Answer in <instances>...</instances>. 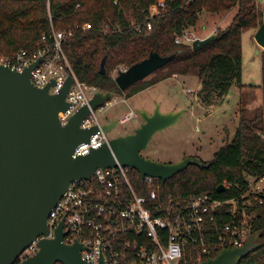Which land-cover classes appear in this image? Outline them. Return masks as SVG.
Segmentation results:
<instances>
[{"label":"trees","instance_id":"16d2710c","mask_svg":"<svg viewBox=\"0 0 264 264\" xmlns=\"http://www.w3.org/2000/svg\"><path fill=\"white\" fill-rule=\"evenodd\" d=\"M159 0H0V55L10 56L20 50L33 51L42 44V36L56 30L72 32L63 41L64 52L78 80L99 91L116 88L114 70L130 68L149 57L151 52L174 59L145 80L133 85L127 97L136 95L174 76L196 75L201 83L197 93L204 106L223 99L234 85L243 87L242 33L263 22L256 0H165L166 6L154 17L149 9ZM232 9L238 13L232 26L202 50L194 52L188 44H177L176 38L197 26L204 12L220 14ZM151 23V31L147 24ZM90 24V30L83 26ZM105 75L100 74L103 58ZM262 89L264 102V52L262 54ZM118 92H120L118 90ZM264 123V107L263 122ZM257 119L243 120L233 140L204 162L208 168L190 166L172 179L161 182L164 198L183 202L190 196L208 195L216 200L237 201V216L243 210L252 216V234L264 241V199L246 204L252 194L249 177L264 175V140L259 136ZM132 182L140 194L146 185L137 171ZM224 184L230 192H219ZM261 197V196H260ZM264 198V197H263ZM231 208L226 205L222 213ZM233 217L217 218L219 224L231 223ZM213 244V242H212ZM221 251L214 250L213 255ZM201 249L192 243L181 264H199ZM240 264H264V247L251 253Z\"/></svg>","mask_w":264,"mask_h":264},{"label":"water","instance_id":"95a60500","mask_svg":"<svg viewBox=\"0 0 264 264\" xmlns=\"http://www.w3.org/2000/svg\"><path fill=\"white\" fill-rule=\"evenodd\" d=\"M216 35L197 39L194 52L202 50ZM256 41L264 49V23L256 33ZM151 52L145 60L120 70L116 88L96 92L89 103L79 109L67 125H62L59 113L69 109L67 95L74 83L70 76L58 94H50L52 82L44 89L31 81V72L43 58L23 72L0 64V264H92L82 259L83 244L63 242V223L50 238L48 219L51 211L67 192L71 183L89 179L97 169L114 168L117 164L137 171L142 181L147 177L163 183L190 166L208 168L199 157H187L176 163H163L144 157L156 134L179 123L186 110L163 113L157 105L149 114L142 110L140 127L132 133L110 138L103 146L91 148L87 155L74 156L82 144L100 131L108 134L117 120L101 126L84 128L83 122L91 111L106 106L118 91H126L145 80L174 59ZM106 60L100 65L105 75ZM219 192H230L221 184ZM254 234L243 246L224 248L216 256L200 264H240L243 259L264 247ZM37 241V252L20 261L23 253ZM99 264H106L103 256Z\"/></svg>","mask_w":264,"mask_h":264},{"label":"built area","instance_id":"2783aa9c","mask_svg":"<svg viewBox=\"0 0 264 264\" xmlns=\"http://www.w3.org/2000/svg\"><path fill=\"white\" fill-rule=\"evenodd\" d=\"M195 0H190L189 5ZM166 6L159 0L150 7V16L159 14ZM92 26L85 24L84 30ZM151 23L147 31H151ZM72 32L56 30L42 36V44L33 51L20 50L0 59V64L12 70L23 72L29 65L43 58L31 72V81L39 89L52 82L50 94H58L72 76L74 83L66 101L70 107L59 113L61 124L67 125L71 117L89 103L98 91L78 80L63 49V41ZM200 37L188 31L176 38L177 44H192ZM135 114L130 112L119 118L121 125L131 122ZM97 112L91 111L82 126H101ZM108 134L100 131L91 137L90 143L80 145L74 156L87 155L91 148L97 149L109 141ZM132 169L117 164L114 168L97 169L89 178L70 184L67 192L56 204L48 219L50 238L63 223V242L67 245L83 244L82 259L99 264L103 256L106 264H181L187 247L199 245V264L214 250L243 246L252 234L251 218L245 210L237 216V201L216 200L208 195L190 196L183 202L164 198L161 180L147 177L146 194H140L132 182ZM250 192L253 186L256 198L262 203L264 197V175L249 177ZM252 193V192H251ZM252 193V194H253ZM261 196V197H260ZM226 205L231 208V223L219 224L223 219ZM213 242V244H212ZM38 250L37 241L26 250L20 261L34 255ZM220 252V251H219ZM218 252V253H219ZM214 256V255H213Z\"/></svg>","mask_w":264,"mask_h":264},{"label":"rangeland","instance_id":"374dc122","mask_svg":"<svg viewBox=\"0 0 264 264\" xmlns=\"http://www.w3.org/2000/svg\"><path fill=\"white\" fill-rule=\"evenodd\" d=\"M256 7L258 13L261 12L264 15V0H256ZM237 13V9L220 14L204 12L197 26L188 32L202 39L217 35L232 26ZM260 18L257 16L256 28L242 33L243 87L234 85L223 99H219L210 107L202 105L198 100L197 93L201 83L194 74L162 81L150 90H144L131 97H127V90H119L120 92L117 91L106 106L96 110L101 123L109 124L117 120L114 129L108 133L109 138L132 133L144 122L139 113L142 110H155L156 106L160 105L163 113L181 110L186 112L177 125L155 135L148 149L142 153L144 157L163 163H176L194 156L199 157L203 162H208L220 148L233 140L241 122L250 119L259 121L258 125L263 129L258 131V134L264 140V123H262L264 49L259 46L255 38L257 31L264 23V17L262 24H260ZM1 58L5 56L0 55ZM125 69L127 68L122 66L119 70H114L112 72L114 79L120 70ZM130 112L135 114L133 120L126 125H121L118 122L119 118ZM259 186H264V183H260ZM257 187L253 186L251 192L253 193L254 189L257 190ZM253 200L261 203L256 196L252 195L251 200L249 199L246 204H251ZM257 242H264L260 235Z\"/></svg>","mask_w":264,"mask_h":264},{"label":"crops","instance_id":"0c3cea01","mask_svg":"<svg viewBox=\"0 0 264 264\" xmlns=\"http://www.w3.org/2000/svg\"><path fill=\"white\" fill-rule=\"evenodd\" d=\"M174 78H179V76L178 77H172V78H170V79H168V80H171V79H174ZM154 87V86H153ZM153 87H150V88H148L146 91H148V90H150L151 88H153ZM124 102H126V100H123ZM149 114H152L153 112H154V110H152V111H150V110H146Z\"/></svg>","mask_w":264,"mask_h":264}]
</instances>
